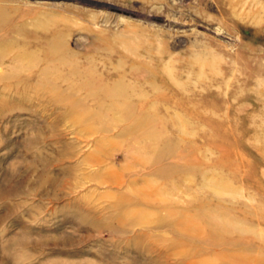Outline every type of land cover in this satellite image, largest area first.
<instances>
[{
	"label": "rangeland",
	"instance_id": "obj_1",
	"mask_svg": "<svg viewBox=\"0 0 264 264\" xmlns=\"http://www.w3.org/2000/svg\"><path fill=\"white\" fill-rule=\"evenodd\" d=\"M0 7V264H264V0Z\"/></svg>",
	"mask_w": 264,
	"mask_h": 264
},
{
	"label": "bare ground",
	"instance_id": "obj_2",
	"mask_svg": "<svg viewBox=\"0 0 264 264\" xmlns=\"http://www.w3.org/2000/svg\"><path fill=\"white\" fill-rule=\"evenodd\" d=\"M6 16H5V13H4V9H2L1 7H0V24H1V22L2 21H6L4 18H5Z\"/></svg>",
	"mask_w": 264,
	"mask_h": 264
}]
</instances>
